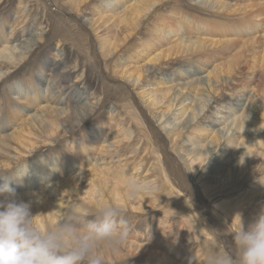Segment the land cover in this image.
<instances>
[{
  "label": "bare ground",
  "instance_id": "1",
  "mask_svg": "<svg viewBox=\"0 0 264 264\" xmlns=\"http://www.w3.org/2000/svg\"><path fill=\"white\" fill-rule=\"evenodd\" d=\"M2 1L4 0H0V3ZM94 1L96 0H69L68 3L81 14L89 9L85 6L95 5ZM101 1H104V5H109L108 8L122 5L119 10H108L109 15H103L96 9L94 14L97 18L90 20L91 30L98 38L97 43L104 64H115L114 58L123 52L127 45L137 40L133 54H129L127 58V65H115L113 72L127 81L130 80L132 85L141 91L139 96L147 104L152 115L160 114L161 120H164L177 112L180 115H174L176 118L173 121L178 120L179 124L184 117H189L181 127L175 125L169 130L172 144L185 137V130L189 140L194 134L200 139L203 132H209L207 128L208 130L190 133L193 130L190 126L201 116L200 113L209 100L216 99L225 87H230L228 81H234V77L242 70L239 64L237 65L243 56L242 53L262 41L259 72L249 74L250 77H246L249 85L242 84V89L229 96L234 97V100L230 101L234 103V107L230 109L232 115H224V118L225 122L231 117L233 119L229 126L225 125L223 128V131L226 130L225 134L223 131L212 132L207 136L208 143H202L200 148L177 150L191 168L203 165L209 159L208 156L217 150L216 153H231L225 162L215 164L217 167L212 173L216 179L215 184H221V188L244 186L252 176L253 182H249L252 186H248L239 200L233 203L236 204L233 209L235 214L254 218L260 203L262 205L264 202V172L257 170L264 154V0H246L241 6L230 4L229 0H199L198 3L204 9L219 13L226 19L235 18L233 13L243 15L244 22L237 24H229L227 20L211 24L209 20H196L197 18L191 17L190 14L176 12L173 8L174 11H165L166 16L153 27H148L150 17L160 8L167 6L169 0ZM173 2L176 0H171L170 3ZM27 3V0H20L17 17L9 27V32H5V26L0 25V31L5 34L0 39V84L26 66L31 56L40 48L38 45L47 40V33L41 30L33 33V30L27 27L26 22L31 20L32 15L28 7L23 9ZM51 15L49 13V16ZM189 19L191 21H188ZM109 23H112L110 29L107 28ZM190 24L193 25L190 27ZM232 27L234 29H230ZM142 28L147 29L148 35L140 39ZM190 29L194 30V33H190ZM257 29L263 31L262 36L245 39L248 34L256 33ZM192 34L196 36V40L192 39ZM19 36H26L25 42L13 45L12 39ZM71 41L74 42V52L78 55L76 62L70 61V55L66 48H63L65 44H60L63 42L60 40L57 46L59 52L53 60L48 57L41 58L38 63V76L33 72L30 75L24 72L23 80L12 82L10 90L16 92L15 100L6 97V102L3 103L0 97V172L15 168L26 169L23 178L14 180L11 187L25 202L31 199V193L39 194L40 199L33 202L31 210L34 215L42 214L37 219L44 226L55 223L58 212L67 208L74 200L89 208L98 202H110L125 212L151 210L157 206L160 181L168 194L181 199L182 190L176 186L171 176L178 180L181 187L187 189L184 180L175 165L154 149L155 142H147L149 133L141 121L136 119L141 132L138 137L131 131L126 116L116 110L117 113L114 111L109 115V124L104 121L94 124L91 134H82L78 139L76 128L81 127L87 120L86 117L97 111L101 99H98L99 88L93 87L86 73L89 63H84L86 70L77 75L80 72L81 52L74 39ZM225 48H228L226 52L238 50L235 59L227 64H214L208 70L205 65L193 64L195 67L190 65L188 70L179 72L178 80L185 81L183 84L168 86L175 80L167 82L162 78L157 80L154 89L143 90L145 87L142 84L160 67L174 63L179 58L192 56L200 57L209 63L211 56ZM207 56L209 57L206 58ZM204 71L206 76L193 79L192 73L200 74ZM244 90H248V95L242 98L245 96H242ZM204 92L208 94V101L203 98ZM244 99L246 102L240 105ZM201 100L203 103L198 109L196 103L199 104ZM188 101L190 102L187 103ZM178 106L180 109L175 112ZM239 106L241 108L238 109ZM169 119L170 117L166 122ZM172 123H166V126ZM231 131V136L224 143L225 136ZM62 144L66 147L63 150L60 148ZM175 146L177 147L176 144ZM205 174L206 172L201 178H205ZM9 175H15V172H10ZM130 177L154 187V193L135 200L128 199L125 185ZM211 182L213 181H204ZM0 183L3 181L0 180ZM48 183H51V188H45ZM185 205L186 208L193 207L191 201H187ZM195 224L199 232L206 235L199 222L195 221Z\"/></svg>",
  "mask_w": 264,
  "mask_h": 264
},
{
  "label": "rangeland",
  "instance_id": "2",
  "mask_svg": "<svg viewBox=\"0 0 264 264\" xmlns=\"http://www.w3.org/2000/svg\"><path fill=\"white\" fill-rule=\"evenodd\" d=\"M27 1L28 3L23 9L28 7V11L32 14L30 18L31 20L26 22L27 27L30 30H33V33H38L39 30H41L44 33H47L48 37L45 43L38 45L40 48H38L36 53L31 56L26 66L12 74L10 78L0 84V97L3 99V103L6 102V97L15 100L16 92L10 90L14 80H23L22 74H24V72H27L26 75H30L31 72H33L38 76V63H40L41 58L48 57L52 60L54 59L53 57L55 54L59 52V50L57 51V46L60 40H63L60 44L63 46L65 44L63 48H66L65 50L70 55V61L73 63L76 62L78 55L74 52V46L72 44L74 42L71 41L74 39L75 43H77L76 46L78 45L81 52L79 55V60H81V65L79 67L80 72L79 74L77 73V75H80L86 70V68L83 67L84 63H86V65L89 63L87 65L88 69L86 70V73L93 83V87H95V89L99 88L98 99H101L100 108L98 107L94 114L86 117L87 120L84 121L81 127L78 129L76 128V130H78L76 132L78 139L82 134H91V127L94 124L103 121L105 124H109V115L114 111L116 113L119 111L129 120V126L131 131L134 132V135L139 137L141 133L137 120L145 125L149 133L147 142H155L156 145L154 149L160 151L166 160H169V162H172L175 165L177 172L181 175L187 186V189L181 187L178 184V180L172 175V180L176 186L180 187L182 190L181 199L174 198L172 194H168L160 181L158 184L159 191L157 192V206L155 205L153 209L147 211L125 212L126 219L129 221L131 228L129 238L126 241V244L118 252H102L104 264H206L208 257L213 253L223 252L226 249L230 250L232 248V234L238 227V217L234 218L236 214L233 209L236 207V204L233 203L239 200L238 198L245 193L248 186H252L250 183L253 182L254 178L250 176L247 180L248 184H246V182L244 186H233V188L231 186H225L221 188V184H215L216 179L212 173L217 165L230 158L231 153H224L222 151L216 153L217 150L214 154L211 153L208 156L209 159H207L203 165H196L191 168L187 166L177 150L180 151L181 149L183 151H188V149H198L200 148L199 145L202 143H208L209 139H207V136L212 132H222L225 125L226 127L229 126L233 117H231L228 122H225L226 119L224 118V115H229L231 113L230 109L234 107V103L230 102L231 100H234V97L232 98L229 96L234 92L236 93L238 89H242V84L249 85L247 84L246 79V77H250L249 74L254 72L257 73L259 69L258 63L262 61L260 54L262 52V41L256 43L255 46H250L242 53L243 56L241 60L238 59L240 62L237 60L239 62H237V65L239 64V67L242 70L236 77H234V81H228L227 84H230V87H225V90H223L222 93H219L216 99L209 100L208 105L205 106L200 113L201 116L197 121H194L191 126L189 125L190 129H193L190 133L207 128L209 129V132H203L201 135L202 138L200 139L196 138L194 134L192 135V139L189 140L186 138L187 130H185V137L180 139V141L175 142L177 145L176 147L174 143L172 144L169 130H172L175 125L176 127H181V125L186 123L189 119L188 116L184 117L181 124H179L178 120L173 121V119L176 118L174 115H180L176 112L180 109V106L177 107L174 115L167 117H170L167 122V118L161 120V115H152L147 104L141 100V97L139 96V92L141 91H139L136 86H133L130 80L127 81L113 72L115 65H127V58L129 54H133V49L137 46V40L130 45H127L123 52H120L119 55L114 58L115 64H111L110 62V64L105 65L104 60L100 56L99 45L97 43L98 38H96L91 30L90 20L92 18H97L94 14L96 9H99L103 15H109V13H107L108 10H119L122 5L119 4L108 8L110 6L104 5V1L96 0L94 1L96 2L95 5L91 7L88 5L85 6L89 7V9L78 14L74 10V7L68 3L69 0H40V2L37 0ZM223 1H230L229 3L232 5L237 4L241 6L246 0ZM19 2L20 0H4L0 3V25L5 26V32H9V27L14 24L15 17H17L16 11L19 7ZM170 2L171 0L166 3L167 6L154 12V15L151 16L148 21V27L155 26L158 21H161L166 16L165 11H168V9L173 10V8L176 12L181 11L185 14H190L191 17L197 18L196 20H209L211 21V24L223 20H227L229 24H237L239 22H244L245 18L243 15L233 13L235 18L226 19L219 13L210 12L207 9H204L200 3H198L199 0H176V2ZM49 13L52 15L49 16ZM188 21H191V19ZM111 25L112 23H109L107 28L110 29ZM192 25L193 24H190V27ZM230 29L234 28L232 27ZM4 31H0V39L5 35L3 33ZM189 32L194 33V30L190 29ZM257 32L254 34L252 33L251 35L248 34L245 39L255 38L256 36L260 37L263 35V31H260V29H257ZM147 35V29L142 28L140 39L146 38ZM25 39L26 36H19L16 39H12L14 40L13 45L23 44ZM192 39H197L194 34H192ZM236 43L238 44V42ZM221 50L211 56L212 59H209V63L204 62L200 57L197 58L196 56H192L191 58H179L178 61H175L174 63L167 64L157 70L155 69L156 71L153 70L156 73L151 75L150 79L142 84L145 87L143 90L154 89L157 80H162V78L167 82H171L172 79L175 80L174 82L169 83L168 86H171L172 84H183L185 81L178 80V75L181 70H188L190 65L195 67L193 64L205 65V69L208 70L214 64H227L229 61L235 59L236 52H238L237 49L233 52H226L228 48H225L222 52ZM218 53L221 54L223 58L220 57ZM208 57L209 56L206 58ZM133 64L134 63H131V65ZM192 74H194L193 79L197 80L206 76V71L200 74L199 72ZM45 83L46 82L44 81V84ZM262 83L264 85V79ZM253 86L255 88L257 83ZM206 95L208 96V94L204 92L203 98L208 101ZM246 95H248V90H244L242 95L244 97L242 98H245ZM181 97H183V95ZM244 100H242L240 105H243L246 102V100ZM202 101L203 100H201L199 104L196 103L199 106L198 109L203 103ZM177 102L178 100L176 103ZM189 102L190 101L187 103ZM221 104H223V106ZM193 105H195V103H193ZM239 108H241V106H239L238 109ZM218 112H221V114ZM134 118L135 120L133 121L132 119ZM166 123L172 124L166 126ZM8 131L10 132L11 130ZM225 132L226 130L223 131L224 134ZM232 132L233 131L227 133L224 143L227 138L231 136ZM60 148L63 150L66 147L62 144ZM232 150H234L233 144ZM263 155V160L260 159L259 168L257 169L260 170V173L264 172ZM204 157L207 158L206 156ZM204 172H206V177L201 178V175ZM207 180H212L213 182L204 183V181ZM187 201H191L193 207L186 208L185 204ZM242 218L245 227H247L248 223L253 219L249 215H242ZM195 221L199 222L201 228L206 232V235L199 232Z\"/></svg>",
  "mask_w": 264,
  "mask_h": 264
},
{
  "label": "clouds",
  "instance_id": "3",
  "mask_svg": "<svg viewBox=\"0 0 264 264\" xmlns=\"http://www.w3.org/2000/svg\"><path fill=\"white\" fill-rule=\"evenodd\" d=\"M13 171L15 175H9ZM24 174L25 168L0 172V264H104L102 252L115 253L126 244L129 221L124 209L110 202L89 208L74 200L58 212L55 223L42 225L37 219L42 214L31 210L39 194L31 193L25 202L11 187ZM125 187L130 200L155 191L134 177L127 179ZM237 217L232 248L213 253L206 264H264V204L247 227L242 214Z\"/></svg>",
  "mask_w": 264,
  "mask_h": 264
}]
</instances>
